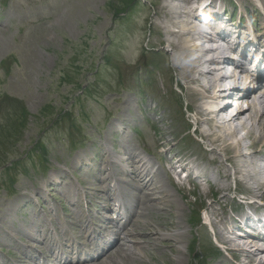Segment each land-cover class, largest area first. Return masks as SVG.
I'll list each match as a JSON object with an SVG mask.
<instances>
[{
  "label": "rangeland",
  "instance_id": "obj_1",
  "mask_svg": "<svg viewBox=\"0 0 264 264\" xmlns=\"http://www.w3.org/2000/svg\"><path fill=\"white\" fill-rule=\"evenodd\" d=\"M169 1L172 9L169 6L160 8L165 0H137L129 8H125L129 1L123 0H0V249L4 254L14 258L18 256L15 245L6 243L4 229L18 230L17 240L25 243L30 233L44 230L32 227L31 221L39 223L43 217L30 213V207H34L32 199H22V194L33 196L38 188H42L43 192L50 194L46 201L39 197L40 210L52 209L54 215H60L61 205L65 208L70 206L61 192H67L66 188L72 189V185L76 187V180L83 181L82 187L91 192L97 186L93 184L99 170L104 172L110 166L112 169L123 165L130 167L128 159L140 153L145 155L143 148L152 150V140L157 134H154V128L164 133L163 138L168 145L172 139L180 143L171 151L166 148L165 154L156 152L159 162L156 156L155 159L147 155L151 165L157 168L153 174L160 181V188L172 199L165 202L163 192L154 196L152 186L147 189L148 196H154L152 200L148 197L147 201L155 207L148 216L153 224L170 221L175 226L174 223L179 222L183 232L182 243L187 247L194 232L201 239L197 250L203 251L207 238L205 228L197 230L187 222L192 208L204 207L209 222L216 225L221 224L225 216H230V208L234 205L231 197L234 195L233 175L227 182L230 192L224 200L215 188L213 190L217 193L214 198L216 201L221 199V203L215 202L214 198L211 200L212 194L206 196L207 191H203L191 206L189 200H193L192 196L182 200L178 194L171 193L174 187L169 181L165 182L166 178L164 181V174H161L159 163L165 168L162 159L166 166H170L175 154L192 155L193 163L207 171V178L216 179V165L208 163L211 157L207 155V143L225 169H234L230 162L223 160L222 142L226 138L212 142L217 133L221 134L218 131L216 135L213 133L216 130L214 121L208 120L203 126L207 133L212 129V138H208L207 143L193 133L195 116L199 118L201 113L196 110V100L191 101L196 93L189 83L192 72L187 76L183 73L184 65L179 66V61L174 64L171 42L178 41L177 35L163 32V27H169V20L174 25L171 26L172 31L179 29L176 20L182 21L183 17L178 15L185 3ZM223 3L228 6L229 13L235 9L236 16L241 13L255 26L264 27V12L261 10L264 0H223ZM118 9L121 10L116 11ZM146 45L150 49H146ZM175 65L179 67L178 71ZM97 66L98 73L94 75ZM202 68L207 69L205 66ZM209 77L202 80L207 82ZM88 83L91 84V92L81 94L80 90ZM15 100L21 101L26 111L23 129L11 123L20 118L19 110L13 106ZM205 102L207 105L215 104L211 98L203 104ZM187 107L193 111L192 114L187 112ZM64 109L69 110V116L60 118ZM72 123L76 129L72 128ZM242 142L250 144V139L243 138ZM16 159L22 161L13 169ZM247 159L250 157L244 164L249 162ZM231 160L233 164L235 160ZM104 162L107 167L99 168ZM10 165V170L5 169ZM115 173L120 177L125 174ZM175 179L185 181L176 175ZM54 180L60 185L52 186L50 182ZM48 184L56 190L51 191ZM117 185L120 193L126 190L123 182ZM202 186L206 187L205 184ZM91 199H97V196ZM19 204L22 207L17 209ZM34 209L39 208L35 206ZM158 228L172 232L176 227L161 225ZM154 235L141 238L139 242L142 243L137 245L148 251L158 247L162 249L155 251L150 259L144 257L145 262L136 264H173L172 261L179 258L182 259L181 264L190 262V255L178 256L173 241L156 240L158 245H151L149 240L152 241ZM207 244L204 247L210 248L209 240ZM206 255L204 252V257ZM15 260L13 262L17 264Z\"/></svg>",
  "mask_w": 264,
  "mask_h": 264
},
{
  "label": "bare ground",
  "instance_id": "obj_2",
  "mask_svg": "<svg viewBox=\"0 0 264 264\" xmlns=\"http://www.w3.org/2000/svg\"><path fill=\"white\" fill-rule=\"evenodd\" d=\"M177 1H182L183 3H185L184 8L179 12L181 16L178 15L179 17H183L182 21L180 19L176 20V22L179 24V29L177 31H172L171 26L173 25V22L171 20H169L168 21L169 27H163L164 28L163 32L164 33L165 32H171L172 34L177 35L178 41L171 42V45L173 47L172 58L175 62L179 61V63H178L179 66H180V64L182 66L184 65V67H183L184 72L183 73L185 75L188 76L192 72V74H191L192 76L190 77L189 83H191L193 85V90L196 92L194 95L196 96V94H197V97L193 96L194 97L193 100H191V99L190 100L193 102L196 100V102H197L196 107L198 108L196 110H200V113H201V116H198L199 118H197L195 116V125H196L195 131L205 141L208 138L209 139L212 138V137H210L211 136L210 133L212 132V129H211V131H209V133H207L204 131L203 126L206 122H208V120H211L212 122L214 121L215 124L213 125V127L215 126L216 130L213 133L215 134V133H217L216 131H218V132H221V134H219V135H218V133H217V135L215 134L216 136L214 135L215 137L212 139V142L216 143L219 141H223L222 137L226 138V139H224L225 142L224 143L222 142L223 148L221 147L222 151H223V160L230 162V164L234 168L232 171L226 168L228 170L227 171L222 166L220 161L218 160L219 158H217L216 156H214L212 154V147L206 141L207 145L209 146V149L207 150V155H208V158L211 157L208 160V163H210L211 166H213L214 164L216 165V169H217L216 174H218V177L214 180L208 179L207 178L208 177L207 171L203 168H201V170L203 172L200 171V173L203 177H205V181L207 182L209 188L210 189L215 188L217 190V192L219 193V197L220 198L224 197L223 200L226 198L227 193L229 191L227 182H228L229 178L231 177V175H233L235 181L238 182L241 185V187H243L246 190H249V194L255 195L264 201V196H261V193L264 192V163H262V161L264 162V108H263L262 112L259 111V108H258L259 103H261L264 100V93L258 94V92H257L258 90L253 91V89H252L253 86H250L249 83L243 84L241 87V90H240L241 94H242L241 96L246 98V99L251 100L250 104L248 105V108L246 110H238V111H234V113L228 114V111L231 109V104H229L225 108L219 109V110H217L215 107V105H217L218 101L223 99L224 94H226V89L229 88V86L225 89L220 88V84L222 82H226L227 80H229L231 82L230 85H232V86H240V84H242V83H240V81L238 80V77L236 76V74L233 71L230 72L229 74L223 73V71H224L223 65H225V62L229 63V62L233 61L232 59H233V55H235V53H236V47L240 45L242 40L245 43V49H249V47L251 45L250 44L251 40H247L246 37L243 38L240 35V33H238V35L235 36L234 43L229 44L226 42V43H224L225 45L223 44V45H218V46L215 45V46L205 47L204 44L210 45L212 43L214 44L217 42V39H214V38L218 37L217 32H215L217 37L215 35H213L212 38L209 36L207 37L206 34L208 32L206 30L199 29L194 24V22L198 19V15H199L195 0H177ZM262 5H263V10H264V3ZM168 6L171 9L173 8L170 1L165 0V2H163V4H162V7H160V8L166 9V8H168ZM211 7H212V5L209 6L208 9H203L200 12L205 14V13H207L208 10L211 9ZM237 28H240V31L242 29V31H244L245 33L247 32L246 30H248V26L246 23H241L240 25H238ZM249 29H250L251 35H253L254 39H256L258 41V46L262 47L264 50V28L262 29V27H260V29H259V27L256 28L253 25ZM256 32H258V33H256ZM221 36H226V35L224 32H222ZM221 36H219V37H221ZM163 42L164 41H162V44H163ZM193 42H195V43H193ZM226 54H230L232 56L226 55ZM262 56L264 57V54ZM174 57H175V59H174ZM171 62H172V60H171ZM173 62H172V64H173ZM175 62H174V64H177V62L176 63ZM174 64H173V66H174ZM204 66L207 69L202 68ZM177 67L175 65L176 70H177ZM205 76L206 77L210 76L208 78L210 81L209 80L207 82L203 81L202 79ZM181 77H183V75ZM185 78H187V77H185ZM255 81H257V79H255ZM187 91H188V89H187ZM186 94H187V92H186ZM189 94H188V96H189ZM203 98H205L204 101L209 100V98H211L215 104L207 105L206 102L203 104L204 101L203 100L200 101ZM238 99H240V98H238ZM236 101H237V99H236ZM201 106H202V108L200 109ZM197 113L199 115V112H197ZM219 113L228 114L226 120H224L222 122L223 124L218 123L215 119ZM235 119L240 120L238 127L233 126L232 122ZM132 121H133V119H132ZM230 121H232V122L230 123ZM238 129H243L245 131V133H244V136L242 138L237 139V141L235 142V140L233 138H235V134H236V131ZM243 138L244 139L245 138L250 139V144H243V142H242ZM161 139H163V135H161L160 137H158L156 139L155 144L156 145L164 144V141H161ZM216 147H217V145H216ZM238 150H239V152H238ZM251 156H253V158ZM248 157H250V159H247V160H249V162H246V164H244L245 163L244 161H246V158H248ZM231 159L235 160V162L233 164L231 162L232 161ZM147 161H148L147 159L144 160L143 156L137 155V157H135V158L128 159L130 167L123 165L121 167L119 166V168L115 167V169L114 168L112 169V167L110 166V167H108V169H112L113 172H110V170H109L110 173L108 172V174H105L106 175L105 177H101V175L103 173V169H101V170H99L100 173L95 177L97 183L101 186H97V188H95L94 191L101 193L103 196H105V198H107V199L112 198L111 192H110L111 186H110V183L107 182L108 179H112L115 181L114 185L117 189H119L117 184L123 182L125 184V187L131 191V193H129L128 196H130V198L133 199V204L131 206H127V204L126 205L123 204L124 209H126L127 213L129 214L126 222L121 223V222L111 220L109 228L105 229V231H107L108 233L114 234L113 232L116 233V229H119L120 224L125 226L126 223L128 225H130V224L136 225V229L132 233L131 232H125V234H123V232L121 231V233H119L117 235V239L111 243L109 250L104 254V255H106V258L103 259L102 261L94 263V264H136L137 262H141V263L145 262L146 259L144 258V255L147 256L148 259H150L154 255L155 251L162 249V248L158 247L159 249L158 248L157 249H151L148 251L147 248L141 249V246L137 245V243H142V242L137 241L138 237H136V236H140L139 238H146L147 236H149V234H155L153 237V240L152 241H151V239L149 240V243L152 242L151 245H154V244L158 245L157 241H159V240H168V241L174 240L176 242V244L178 243L177 247H175V248L179 249L177 251V254H179V255L182 254L183 246H182L181 241L183 238V232L180 229L179 222H177V223L175 222L174 223L175 226H173V223L170 221H168V222L166 221V223H162V222L157 223L156 222L155 224H153V222L151 221L152 219L149 220L150 217H148V216L151 212H153V208H155V207H153L152 205H149L147 203V201H149V198L152 200V198L156 194L162 193L164 190H162L160 188L159 183H158L160 181L157 180V178H155L156 174H153L155 172V170H153V168H149L150 166H148V164H150V162H147ZM107 165L108 164H106L104 162L101 166H99V168H106ZM244 167L246 169V173H245V169H243ZM162 169H163L162 170L163 174L167 175V178H170V176L172 175V173L170 171L174 169V166L171 165L169 167V170H167V171L164 170L163 167H162ZM194 169L200 170V168L198 166H195ZM115 171L118 174L123 172V173H125V175L127 177L117 176ZM105 172H106V170L104 171V173ZM200 173L197 174L196 178H200ZM52 182H50V184L52 186L60 185V183L57 184L56 180H54ZM48 186L50 188L52 187L49 184H48ZM150 186H152L151 192H153L155 194H153L154 196L151 195L149 197L148 196L149 193H147L148 192L147 189H149ZM175 186L178 190L182 191V189H184L181 186V184H176ZM53 190H56V189L54 187H52L51 191H53ZM65 190H67V192L63 191V192H61V194L63 197L66 198L67 201L71 198L76 197V194L80 192L76 188H72V189L66 188ZM58 192H60V191H58ZM35 194H36L35 198H37V197L43 198L44 197L43 199L45 201L48 199V196H46V195L43 196L44 193L42 192V188H38L34 192V195ZM162 194H163V198L166 197L165 202L166 201L171 202L172 199L170 198L171 197L170 195L165 194V192H163ZM162 194H160V195H162ZM23 195L24 194H22L23 198L20 197L21 195H19V197L22 199H28V200H30L32 198V196L30 194H27V196H23ZM156 198H158V197H156ZM21 202H23V201H21ZM221 202H222L221 199L217 201L218 204ZM19 207H22V206L19 204L17 209H19ZM105 209L109 210L110 206H107ZM30 210H31L30 213H32V214L38 213V214H40V216H43L46 218H48V216H50L53 213L52 209L51 210L45 209L46 214L42 213L41 211L37 212L34 209V207H32V208L30 207ZM33 210L36 212H34ZM103 210H104V208H103ZM72 216L73 215H71V214L67 215V217H69V219L67 220V225H73L74 226L76 224H80L81 231H80V234L78 236L86 234L88 229L92 228L93 225H98L102 219L101 218L102 214L99 213V216H97V220L92 221L91 226H89L90 222L84 223L82 217H79V218H77V220H74L72 218ZM163 218L161 217V219H163ZM246 219H249V217H246ZM157 220H158V218H157ZM159 221H160V219H159ZM221 223L224 226V228L227 229V230H225V233H227V234H225L226 235L225 236L221 232V230L216 226V224H214L215 228L217 229L216 235L221 241H224V242H226V244H229L231 239L229 241L226 238H229L232 236L236 237V235H235L236 231L232 226L236 227V226H238V223L236 222V220L232 221L228 217L225 220H221ZM31 224H32L33 228H39V227L42 228L43 227V224L36 223L34 221H31ZM161 225H168V226H172V227H176V228H174L171 233H164L162 231L163 230L162 228L161 229L158 228ZM59 226H60V224H59V222H57V227H59ZM6 231H7V233H6ZM130 231H132V230H130ZM14 232H16V233H14ZM3 233L7 239L6 243H9L10 246L14 245L15 239L17 237H19V235H20L18 230H16V229H12L11 231L4 229ZM38 235L36 234V232H32L26 238L28 240L32 241V243L35 242V243L44 244L46 241H48V233H44V234H41L39 236ZM61 235L64 238V235L62 232H61ZM90 239L91 238L89 236L87 239H85L84 241H81V242L80 241H68V245H67L68 249L67 250H65L64 252H61V253L58 252L54 255L49 254L48 258L50 260L56 262L57 264H62L61 261H63V264H83V262H89L87 259H89V258L93 259L91 254L86 255L84 258L81 256L76 257V256H73V252H71V248H72V246H73V248H78L84 244H87ZM235 240H237L238 242L236 241L234 246L231 247V249H233L234 251L239 250L240 252H244L246 254H251V255H247V256H251V258L255 257V255H258V253H263L262 251H260V249H254L253 253L251 251L248 252L245 250V248H243L244 245L242 243L239 244L240 240H242V241L248 240L247 242H249L250 239H245V238L242 239L239 237V239L235 238L233 241H235ZM127 241L129 243H127ZM130 241H133V242L131 243ZM233 241H231V242H233ZM144 242L147 243V240H144ZM161 244L159 246H161ZM241 246H242V248H241ZM15 247L19 251L20 255H18L15 258L17 260H15V259L14 260L18 262L17 264H21L25 258V256H24L25 248H28V247L26 245H18V244H15ZM72 251H74V250H72ZM159 254H161V251L159 252ZM247 256H244V258L245 257L247 258ZM31 259H33V257H30L29 260H31ZM2 262H3V257L0 256V263L2 264ZM172 262H173V264H175V263L181 264L182 259L179 258V259H176ZM260 263L263 264V262H260ZM12 264H16V263L12 262ZM41 264H47V262L44 261Z\"/></svg>",
  "mask_w": 264,
  "mask_h": 264
},
{
  "label": "trees",
  "instance_id": "obj_3",
  "mask_svg": "<svg viewBox=\"0 0 264 264\" xmlns=\"http://www.w3.org/2000/svg\"><path fill=\"white\" fill-rule=\"evenodd\" d=\"M123 1H125V2H128V1H131V0H123ZM14 106L15 107H17L19 110H20V118H18V119H14L13 121H12V123L14 124V126H17V127H19L20 129L23 127V125H24V119L26 118V111H25V109H24V106L22 105V104H20V103H18V102H14Z\"/></svg>",
  "mask_w": 264,
  "mask_h": 264
}]
</instances>
